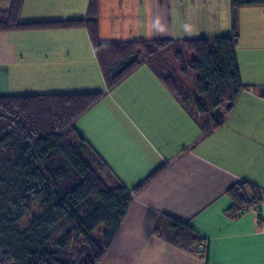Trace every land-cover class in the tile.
<instances>
[{
  "label": "crops",
  "instance_id": "1",
  "mask_svg": "<svg viewBox=\"0 0 264 264\" xmlns=\"http://www.w3.org/2000/svg\"><path fill=\"white\" fill-rule=\"evenodd\" d=\"M11 2L0 0V9ZM88 3L23 0L20 19L84 17ZM111 3L112 8L126 11L127 18L117 21V26L103 20L102 8L109 9ZM207 7V0L188 4L98 0L99 38L216 37L213 30L197 29V22L193 23L205 16ZM253 7L249 34L260 41L262 32L254 27L264 25V7ZM253 7L237 11L234 47L240 81L250 87L242 88L222 123L210 133L199 136L196 122L148 65L138 66L76 121V128L116 181L128 188L165 164L133 196L100 264H264V59L262 52H251L252 47L239 53L237 46L243 38L242 15ZM227 17L221 35L230 33L231 13ZM104 35L109 39H103ZM99 90H105V84L84 27L0 31V96ZM238 180L256 186L259 203L231 214L226 210L231 200L226 189ZM162 213L195 228L202 237L203 252L184 251L153 235Z\"/></svg>",
  "mask_w": 264,
  "mask_h": 264
},
{
  "label": "trees",
  "instance_id": "2",
  "mask_svg": "<svg viewBox=\"0 0 264 264\" xmlns=\"http://www.w3.org/2000/svg\"><path fill=\"white\" fill-rule=\"evenodd\" d=\"M22 2L12 0L0 9V31L84 27L105 90L0 96V264H99L133 196L165 164L128 188L116 181L76 121L145 64L196 122L199 136L210 133L223 121L214 117V109L226 115L242 88L250 87L241 83L235 57L237 11L264 7V0H230L229 34L115 41L99 38L98 0H89L84 17L39 21L20 19ZM169 47L183 63V55H189L185 64L197 74L190 90L162 62ZM258 192L254 184L236 181L226 189L231 199L226 210L237 214L258 204ZM152 233L184 251L203 252L202 237L185 220L162 213Z\"/></svg>",
  "mask_w": 264,
  "mask_h": 264
},
{
  "label": "rangeland",
  "instance_id": "3",
  "mask_svg": "<svg viewBox=\"0 0 264 264\" xmlns=\"http://www.w3.org/2000/svg\"><path fill=\"white\" fill-rule=\"evenodd\" d=\"M178 1L181 3H187V4L189 3V0H181V1L178 0ZM207 2H208V7L207 9H204L205 16L201 15V17H198L200 21H197V19H195L193 23L197 22L198 24L196 27L197 29L203 26L204 29H208L211 31L213 30V33H215L216 36L221 35L223 32H220V30L225 28L226 24H228L227 14L230 16V11H229L230 0H207ZM241 10H242L241 12L243 13L244 9ZM255 11H256V7H253L250 11H246V13L242 15L243 16L242 22L244 23V27L242 31L243 38L241 39V41L237 40L238 42L237 46L239 53H242L244 52V50H247L246 46H249V48L252 47L253 49L251 50V52L257 51V54L259 52H262L263 55L262 58L264 59V49L262 51L259 49L260 45L262 48H264V25L260 28L259 25L256 26L255 24L254 27V30L256 32H259V34L260 32H262V35L260 34L261 37L260 41L254 40L252 36L249 34L253 26L249 23L248 19L252 16L251 14H253L254 16ZM260 13H259V17H260ZM102 16L104 22H107L109 25L114 24L115 26H117L116 23L117 21L123 18L125 20L127 18L125 9L123 7H120L118 9L112 8V3L109 9L102 8ZM213 37L215 36L213 35ZM102 38L109 39L106 35L102 36ZM175 50H176L175 47H169L168 49L163 50L161 55L162 62L169 65L175 70L174 73L178 78L179 85L182 86V88H184L187 91L190 90L189 88H192L194 86L193 84L197 74L195 73L196 71L189 69L188 66L185 64V62L187 61L186 57L189 55L182 54L185 60V62L183 63L175 57L176 55ZM142 66H146V65L143 64ZM102 260L100 261V263L102 262Z\"/></svg>",
  "mask_w": 264,
  "mask_h": 264
},
{
  "label": "water",
  "instance_id": "4",
  "mask_svg": "<svg viewBox=\"0 0 264 264\" xmlns=\"http://www.w3.org/2000/svg\"><path fill=\"white\" fill-rule=\"evenodd\" d=\"M213 115L215 118H217L218 120L222 121L224 119V111L221 110L219 107L215 108L213 111Z\"/></svg>",
  "mask_w": 264,
  "mask_h": 264
}]
</instances>
